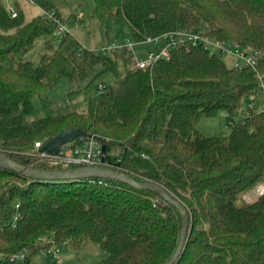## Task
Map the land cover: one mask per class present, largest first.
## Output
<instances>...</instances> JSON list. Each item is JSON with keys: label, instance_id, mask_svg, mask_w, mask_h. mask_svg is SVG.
I'll return each instance as SVG.
<instances>
[{"label": "trees", "instance_id": "obj_1", "mask_svg": "<svg viewBox=\"0 0 264 264\" xmlns=\"http://www.w3.org/2000/svg\"><path fill=\"white\" fill-rule=\"evenodd\" d=\"M42 13L12 18L0 0V152L37 170L71 171L35 149L66 130L106 144L110 168L167 190L188 211L185 247L174 264H264V114L249 108L227 136L198 132L220 111L237 119L243 102L264 88V0H93L101 24L128 25L136 43L178 30L200 31L256 52L255 68L227 67L203 46L180 44L170 60L133 68L125 47L111 56L83 47L75 34L60 40L54 0H31ZM71 23L74 16L67 17ZM45 41L38 65L26 55ZM58 39L57 46L52 41ZM123 63L124 73L76 111L32 122V96L62 80L88 87ZM17 217V218H16ZM182 231L180 211L149 190L103 179L47 181L0 169V264H21L54 243L91 242L108 256L97 264H168ZM14 259V260H13Z\"/></svg>", "mask_w": 264, "mask_h": 264}, {"label": "rangeland", "instance_id": "obj_2", "mask_svg": "<svg viewBox=\"0 0 264 264\" xmlns=\"http://www.w3.org/2000/svg\"><path fill=\"white\" fill-rule=\"evenodd\" d=\"M53 2L63 15H69L75 10L83 14L82 23L72 22L71 27V31L78 37L83 47L93 51H102L111 56L112 48L125 47L128 42H131V51L137 59H143L148 50L158 48L156 44L151 42L136 43L132 39L128 25L118 19L111 18L105 24H101L96 16L93 0H54ZM58 43V39L52 41L53 46H57ZM44 44L43 39L38 40L36 47L26 55L25 60L38 65L41 55L45 53ZM231 47L233 46L229 45V48ZM221 58L230 68L240 63V60L231 55L221 56ZM124 71L123 63H119L116 72H105L88 87L81 84L79 88L62 80L55 87L43 89L32 96L33 111L25 117V121L32 122L72 111L80 114L86 113L88 99L99 95L105 87L114 85ZM251 104H253L255 113L264 111V88L259 89L254 100L251 97L243 102L237 119L232 120L227 112L220 111L216 117L202 119L197 125L198 132L205 136L229 135L233 123L239 121L242 113H246ZM64 150L68 155H71L68 144L64 146ZM249 194L245 195L246 201H249L247 198ZM107 256L108 254L94 243L77 244L70 242L60 249L57 259H52L41 249L31 256V261L33 264H97L106 259Z\"/></svg>", "mask_w": 264, "mask_h": 264}, {"label": "built area", "instance_id": "obj_3", "mask_svg": "<svg viewBox=\"0 0 264 264\" xmlns=\"http://www.w3.org/2000/svg\"><path fill=\"white\" fill-rule=\"evenodd\" d=\"M6 8L12 18H15L17 16V11L15 7L10 5ZM47 17L50 20L54 21L55 24L58 26L56 36L60 40L64 37L67 32H71V23L66 17L58 18L55 16L54 12L48 13ZM81 19L82 14H77L75 17V21L77 22ZM146 42H154L159 45V48L157 50L148 52L146 57L143 59H137L134 56L133 68L147 70L149 68H152V66L160 60H170L172 50L180 44H192L193 46H203L204 49L207 50L211 56L231 55L240 60V63L237 64V66L235 67L242 68L245 66H249L255 68L257 64L256 52L250 49H242L237 45H232L233 47L229 48L230 44H226L217 39L207 37L200 31L190 32L186 30H178L175 32L164 34L154 39H148ZM115 48H112V50ZM125 48L132 53L131 42H128ZM251 107L253 108V104H251L250 108ZM262 113L264 114V111ZM43 145L44 144H42L41 142H38L35 145V149L39 151ZM68 145L71 149V155H68L65 152L64 146L61 148L60 153L57 156H50L46 153L40 154L44 157L50 158V164L60 165L64 169H68L70 167H77L78 169L100 166L109 167L108 162L105 158L106 144L104 142H101L100 140L92 137L83 144L72 145V143H70ZM262 194H264V182L251 191V193L247 197L249 200L247 202H252L256 200ZM49 243L51 245L46 248L45 252L52 259H57L60 254V248L54 245V243L48 242V244ZM25 258L26 252L21 253L14 259L20 261V263L23 264Z\"/></svg>", "mask_w": 264, "mask_h": 264}, {"label": "water", "instance_id": "obj_4", "mask_svg": "<svg viewBox=\"0 0 264 264\" xmlns=\"http://www.w3.org/2000/svg\"><path fill=\"white\" fill-rule=\"evenodd\" d=\"M84 137H86V134L80 130H66L62 134L56 136L55 138L45 143L40 148L39 153H46L50 156H57L63 146L73 143L75 140ZM0 169L8 170L34 180L67 181L96 178L110 181H118L138 190L153 191L166 202L176 207L182 215V231L180 241L174 256L168 262V264H174L185 247L187 233L189 230L188 211L167 190L157 184L139 183L129 175H126L124 173L118 172L112 168L105 166L80 168L71 171L37 170L17 164L2 152H0Z\"/></svg>", "mask_w": 264, "mask_h": 264}, {"label": "crops", "instance_id": "obj_5", "mask_svg": "<svg viewBox=\"0 0 264 264\" xmlns=\"http://www.w3.org/2000/svg\"><path fill=\"white\" fill-rule=\"evenodd\" d=\"M3 3L5 5V7L10 6V5L13 6V7H15V8L18 7L21 10V12L23 13L24 20H25L26 23L29 22V21H31L34 17H36V16H38V15H40L42 13V10L40 9V7H38L37 5H35L31 0H3ZM61 14H62V16H64V17L67 18V17H70L71 15L72 16H76L77 14H81V13H79L78 11L75 10V12H71L69 15H63L62 12H61ZM82 21H83V18L80 21H77V22H79V24H80V23H82ZM72 22L73 23H77L75 21V17L71 21V27H72ZM77 39H78V37H77ZM78 41H79V39H78ZM151 43L156 44L154 42H151ZM156 45L159 48V45L158 44H156ZM85 48H87V47H85ZM158 48H156L154 50H157ZM154 50L153 49L152 50L150 49V50H148V52H151V51H154ZM146 55H145V57H146ZM249 193H251V191ZM43 252H45V251L43 250ZM30 261H31V259H30ZM31 264H33L32 261H31Z\"/></svg>", "mask_w": 264, "mask_h": 264}]
</instances>
